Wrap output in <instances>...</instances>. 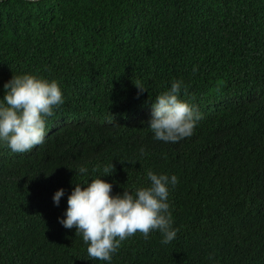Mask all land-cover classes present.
Returning a JSON list of instances; mask_svg holds the SVG:
<instances>
[{
	"label": "trees",
	"instance_id": "obj_1",
	"mask_svg": "<svg viewBox=\"0 0 264 264\" xmlns=\"http://www.w3.org/2000/svg\"><path fill=\"white\" fill-rule=\"evenodd\" d=\"M25 73L57 80L65 103L42 145H0V264H107L59 218L112 164L113 194L149 170L179 182L177 237L137 232L111 264H264V0H0V98ZM176 80L203 118L156 141L151 106Z\"/></svg>",
	"mask_w": 264,
	"mask_h": 264
},
{
	"label": "clouds",
	"instance_id": "obj_2",
	"mask_svg": "<svg viewBox=\"0 0 264 264\" xmlns=\"http://www.w3.org/2000/svg\"><path fill=\"white\" fill-rule=\"evenodd\" d=\"M197 67L193 66V72ZM138 94L147 89L135 84ZM183 81H173L170 88L156 96L147 121L153 139L164 143H178L193 135L203 118L197 107L181 98ZM0 98V145L13 153L31 152L42 145L47 137V120L65 103L59 82L35 74L13 75L3 85ZM186 93V89H185ZM103 168V178L91 182L75 183L67 197V209L59 223L66 229H76L88 245V257L111 264L121 243L137 232L145 239L158 231L162 244L177 237L173 227L170 191L178 184L175 174L147 172V186L124 189L113 194V184L104 179L112 172ZM75 173L87 174L88 168L80 166ZM65 196L63 188L53 195L59 206Z\"/></svg>",
	"mask_w": 264,
	"mask_h": 264
}]
</instances>
